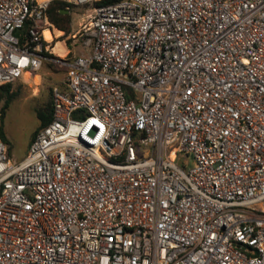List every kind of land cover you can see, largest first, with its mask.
Segmentation results:
<instances>
[{
  "label": "built area",
  "instance_id": "obj_1",
  "mask_svg": "<svg viewBox=\"0 0 264 264\" xmlns=\"http://www.w3.org/2000/svg\"><path fill=\"white\" fill-rule=\"evenodd\" d=\"M48 1L0 0V85L62 70L0 139V264H264V0L93 4L68 57Z\"/></svg>",
  "mask_w": 264,
  "mask_h": 264
},
{
  "label": "rangeland",
  "instance_id": "obj_2",
  "mask_svg": "<svg viewBox=\"0 0 264 264\" xmlns=\"http://www.w3.org/2000/svg\"><path fill=\"white\" fill-rule=\"evenodd\" d=\"M65 1L69 2L70 5L65 7L63 13L69 15L70 23L69 32L67 34L62 33L63 36L61 37L68 49L66 54L68 57L84 52L78 36L75 35L76 38L72 37L79 25L85 20L94 2L76 4L72 2L73 0ZM52 26L54 27L53 24ZM38 74L39 77H34L33 80L19 77L12 83V89L16 90L19 95L9 101L0 121V126L7 141L5 145L6 148L8 147V154L15 160H20L25 156L30 134L37 127L33 108L41 107L47 102L49 85L54 84L61 78L62 70L49 69L47 65H43ZM184 160L187 161L185 157L179 156L177 162Z\"/></svg>",
  "mask_w": 264,
  "mask_h": 264
},
{
  "label": "trees",
  "instance_id": "obj_3",
  "mask_svg": "<svg viewBox=\"0 0 264 264\" xmlns=\"http://www.w3.org/2000/svg\"><path fill=\"white\" fill-rule=\"evenodd\" d=\"M117 0H98L95 1L94 4H106L110 2H114ZM70 3L65 0H49L46 8V15L48 20L56 27L57 29L63 31V34H67L69 32V15L67 13L61 12L65 9V7L69 6ZM28 22H25L22 29H20L17 33H24L26 32L28 28ZM49 69H58L57 66L51 64V63H45ZM12 82H7L2 85H0V121L3 117V112L9 101L12 99L18 97V93L16 90L12 89ZM51 85H49V96L47 102L41 106V107H34V115L37 120V127L35 130L32 131L30 134V138L28 141L32 139V137L35 135V133L45 126L51 119ZM0 139L6 143V139L3 133V130L0 126ZM29 143V142H28ZM8 150V147H7ZM8 153V151H7Z\"/></svg>",
  "mask_w": 264,
  "mask_h": 264
},
{
  "label": "crops",
  "instance_id": "obj_4",
  "mask_svg": "<svg viewBox=\"0 0 264 264\" xmlns=\"http://www.w3.org/2000/svg\"><path fill=\"white\" fill-rule=\"evenodd\" d=\"M62 12H65V11L62 10ZM55 31H59V34H56ZM49 32H50V35H51L50 38H53L54 45H55L56 42H58L55 47L59 51H62V53L60 55H63L64 53H66L68 51V49L66 48V45H65V43H64V41L62 40V37H61V36H63L62 35L63 32L61 30L57 29L56 27H53V26L51 27V31H49ZM72 38H76L75 33H74Z\"/></svg>",
  "mask_w": 264,
  "mask_h": 264
},
{
  "label": "bare ground",
  "instance_id": "obj_5",
  "mask_svg": "<svg viewBox=\"0 0 264 264\" xmlns=\"http://www.w3.org/2000/svg\"><path fill=\"white\" fill-rule=\"evenodd\" d=\"M55 33H56V34H59V31H55ZM42 34H43V37H44L45 39H50V37H51L50 32L48 31V29H44V30L42 31ZM57 43H58V42H56L55 45L53 46V50H54L55 52L61 54L62 51H59V50L55 47ZM54 48H55V49H54Z\"/></svg>",
  "mask_w": 264,
  "mask_h": 264
}]
</instances>
